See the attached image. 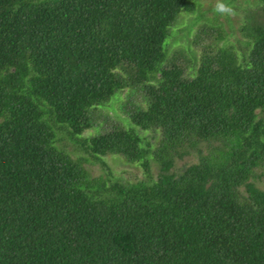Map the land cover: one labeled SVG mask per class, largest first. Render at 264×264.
Here are the masks:
<instances>
[{"label":"trees","instance_id":"obj_1","mask_svg":"<svg viewBox=\"0 0 264 264\" xmlns=\"http://www.w3.org/2000/svg\"><path fill=\"white\" fill-rule=\"evenodd\" d=\"M196 6L0 0V264H264V0L238 44L200 29L192 65L166 44ZM126 89L145 106L83 137ZM109 155L145 178H114Z\"/></svg>","mask_w":264,"mask_h":264},{"label":"rangeland","instance_id":"obj_2","mask_svg":"<svg viewBox=\"0 0 264 264\" xmlns=\"http://www.w3.org/2000/svg\"><path fill=\"white\" fill-rule=\"evenodd\" d=\"M197 6L193 13L184 15L175 27L172 29V35L167 40L166 47L169 55L177 51H182L184 55L189 56L195 62L199 57L202 44L209 43L212 39L211 36H202L200 39L203 43L199 46L195 45L196 34H199L200 29H204L206 25L222 26L227 34L229 41L238 44V41H243V34L240 30L244 24L245 12L250 6L256 4V0H227L225 3L232 8L231 14L221 15L214 11L216 0H196ZM230 1V2H229ZM209 37V38H207ZM199 40V39H197ZM169 42V43H168ZM196 58V59H195ZM144 94L141 90L131 91L126 89L112 99L106 107H101L96 112V123L88 131L85 132L83 137H90L100 131V128H108L114 123H121L126 125L129 118V114L135 107H144L145 105ZM100 124V126L98 125ZM140 134L155 144L156 140L153 138V133L150 131H139ZM59 145L64 147L73 156H83L88 159L86 167L88 168L91 176L97 177L104 174V170L100 163L96 162L87 154L82 151H78L77 144L71 140L67 135L61 133ZM110 167L113 177L121 180L125 183H134L136 181L144 179V171L138 164L129 163L120 156L109 155L104 157ZM196 157L190 156L183 160L176 162L175 171H178L182 167L196 162ZM152 172L154 176L159 173V166L152 162ZM264 189V184H260Z\"/></svg>","mask_w":264,"mask_h":264},{"label":"clouds","instance_id":"obj_3","mask_svg":"<svg viewBox=\"0 0 264 264\" xmlns=\"http://www.w3.org/2000/svg\"><path fill=\"white\" fill-rule=\"evenodd\" d=\"M214 11L221 15H225V14H231L232 8L230 7V5L226 4L224 0H216Z\"/></svg>","mask_w":264,"mask_h":264}]
</instances>
